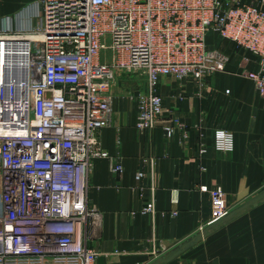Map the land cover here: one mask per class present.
<instances>
[{
	"label": "built area",
	"instance_id": "2783aa9c",
	"mask_svg": "<svg viewBox=\"0 0 264 264\" xmlns=\"http://www.w3.org/2000/svg\"><path fill=\"white\" fill-rule=\"evenodd\" d=\"M33 9L35 27L16 28L9 17L0 26V264L59 257L95 264L87 188L92 161L107 156L98 135L112 123L115 70L147 80L137 128L162 126L171 137L182 125L164 120L156 88L164 78L203 83L223 72L228 59L207 44L214 33L256 58L246 76L264 102V11L243 0H37ZM19 45L24 51L13 56L28 58L29 78L17 92L3 83L2 55ZM104 51L109 63L101 62ZM233 148L230 133L216 137L217 152ZM211 198L209 225L231 213L223 191ZM154 212V203L143 210Z\"/></svg>",
	"mask_w": 264,
	"mask_h": 264
},
{
	"label": "crops",
	"instance_id": "0c3cea01",
	"mask_svg": "<svg viewBox=\"0 0 264 264\" xmlns=\"http://www.w3.org/2000/svg\"><path fill=\"white\" fill-rule=\"evenodd\" d=\"M36 2L0 0V26L9 17L16 28L35 27ZM243 2L264 11V0ZM207 44L228 59L223 72L203 83L164 78L156 88L164 120L182 125L171 137L162 126L137 128V97L148 92L145 78L137 84L136 77L121 74L111 88L112 123L98 135L107 156L92 161L87 188L89 208L95 211L87 246L97 255L95 264H153L210 226L213 191L226 194L231 212L264 192V102L246 76L257 70V60L214 33ZM107 52L102 63L111 60ZM222 132L233 137L230 153L215 149ZM118 166L121 173L114 172ZM150 203L155 212L143 214ZM6 264L84 262L59 257ZM169 264H264V203L224 223Z\"/></svg>",
	"mask_w": 264,
	"mask_h": 264
},
{
	"label": "water",
	"instance_id": "95a60500",
	"mask_svg": "<svg viewBox=\"0 0 264 264\" xmlns=\"http://www.w3.org/2000/svg\"><path fill=\"white\" fill-rule=\"evenodd\" d=\"M8 67H5V72L7 73ZM29 78V72L28 69L25 67L23 71V76H20V71L15 67L14 69V79L10 80L7 78V75H5V82L10 83L14 87V89L18 92L20 90L21 86H27ZM13 81V82H12ZM264 203V192L259 195L258 197L254 198L253 200L249 201L239 209L233 211L228 215L225 219L222 221L215 223L213 225H210L203 231L202 233H199L198 235L194 236L193 238L189 239L187 242L183 243L179 247L173 249L166 255L162 256L160 259H158L153 264H169L174 259L178 258L194 246H196L199 242H201L205 237H208L212 231L216 230L218 227H221L224 223L231 221L233 219H236L239 215L245 213L247 210H249L252 207H256L259 204Z\"/></svg>",
	"mask_w": 264,
	"mask_h": 264
},
{
	"label": "bare ground",
	"instance_id": "6f19581e",
	"mask_svg": "<svg viewBox=\"0 0 264 264\" xmlns=\"http://www.w3.org/2000/svg\"><path fill=\"white\" fill-rule=\"evenodd\" d=\"M14 47V46H13ZM25 45H19L16 46V48H10V49H5L3 52V83L5 84V75H7V78L10 77V80L14 79V69L15 67L20 71V76H23V71L25 68V61L27 62L28 65V58L27 57H19V56H13L14 52L16 51L17 53L24 51ZM16 53V54H17ZM5 67H8V72H5ZM13 82V81H12ZM7 87L10 86V83L5 84ZM23 96H20L21 99H23ZM8 101H6V104H8ZM14 103V102H13ZM10 107V106H9Z\"/></svg>",
	"mask_w": 264,
	"mask_h": 264
},
{
	"label": "rangeland",
	"instance_id": "374dc122",
	"mask_svg": "<svg viewBox=\"0 0 264 264\" xmlns=\"http://www.w3.org/2000/svg\"><path fill=\"white\" fill-rule=\"evenodd\" d=\"M223 47V49L225 50V52H226V50H229V46H222ZM222 49V50H223ZM107 55V57L109 56V53L107 52V51H104L103 53H102V55H101V57H105ZM111 57H112V53H111ZM122 74V78L124 77V78H128V79H130V78H132V77H136L135 79H136V81H138L139 83H137V84H144L145 82V79H144V77H140V75H135V74H132V73H127V72H124V71H121V70H115V83H117V80H119L118 79V77H119V75H121ZM120 78V77H119ZM147 83V82H146ZM115 85V84H114ZM114 87V86H113ZM139 93V92H138ZM140 94V93H139Z\"/></svg>",
	"mask_w": 264,
	"mask_h": 264
}]
</instances>
